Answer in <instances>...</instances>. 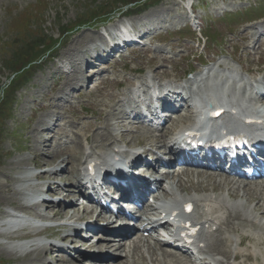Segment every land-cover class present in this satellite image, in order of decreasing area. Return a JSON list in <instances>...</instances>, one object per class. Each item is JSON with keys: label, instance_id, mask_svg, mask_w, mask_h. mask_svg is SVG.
I'll use <instances>...</instances> for the list:
<instances>
[{"label": "rangeland", "instance_id": "374dc122", "mask_svg": "<svg viewBox=\"0 0 264 264\" xmlns=\"http://www.w3.org/2000/svg\"><path fill=\"white\" fill-rule=\"evenodd\" d=\"M189 1L196 7L195 14L197 17H207L206 19L202 18V22L194 20L192 23L193 28H197L199 25L210 26L213 29L212 32L220 33V35L224 34L225 36L223 40L218 36L221 44L206 49L205 57H213L212 53L214 51L228 54L232 49L230 40L239 42L237 36L246 27L244 25L235 26V24L231 23L230 28L235 27L232 30L235 34H227L222 18L215 17H219L225 10H233L236 7H247L249 2H253L254 0H187V2ZM187 2L186 0H0V189L1 191L4 190L0 195L7 199V201L0 202V264H21L18 262L19 259L18 261L16 260L17 258L32 256L33 251L31 250L33 248L38 247L39 249L45 246V244H39L32 247L28 246L27 248H24L25 246L17 247L15 237L10 238L6 235L8 233H14L15 235L19 233L3 224L1 220L7 211L13 210L20 205L23 191L34 193L40 188L41 184L47 182H55V185H58L60 188L70 187L69 189H73L74 187V185L73 187L67 186L70 183V178L66 172H54L55 169L65 167L60 161L67 158V154L60 155L59 153H53V155H50V148L47 149L49 146L44 145H41L38 149L35 148V139H44L42 134H37L35 138L33 133L36 129L40 131L42 127V124H39V119H42L40 116L48 113H52L51 116H53V112L55 111L57 113H62L64 110L67 111L70 103L73 102L75 105L79 103L81 98L76 97L78 96V89L82 91V94H85L82 100L88 98L86 95H89L94 98L90 102L99 103L97 106L94 105V108L99 105L101 109L95 110L93 108L95 112L103 110L104 114L112 115V109H110L112 107L109 108L111 105L108 103L112 101L107 97L106 92L101 90V88L95 91L92 89L93 86L89 84L88 77H92L90 76L91 69H87V67V70L83 73L77 72V77L81 78L82 74L86 77L85 82L81 83V88L76 84L70 87H63L61 83L65 75L74 70V63L80 69L86 63V60L90 61L93 49L100 51V48L94 46L97 43H101L102 40L98 36H93H96L102 25L116 22L123 15H130V20L138 23L140 19L153 14L154 24L151 26L152 31L157 28L158 30H155L153 33L157 31V33L161 32L160 37H164L165 39L163 45L154 43L155 45L148 46L150 49L149 53L139 52L144 61L149 60L153 55H157L161 59V57L166 58L167 54L174 58L180 53L186 54L192 52L199 54L203 51L201 44L197 45V42H192L189 39H178L176 33H164L166 30L171 32L185 24L186 12L189 11L185 8L188 6ZM209 19H215L216 21H206ZM258 29L264 30V21H261ZM84 36H87V39L80 41ZM192 36L196 39L199 34L196 33ZM74 41L78 42L74 44ZM172 45L177 46L174 51L171 50ZM252 46L253 43H248L247 49L252 50ZM237 48L238 58L247 56L249 66L256 64V58L258 57L256 54L249 57V51L246 48L241 47V45H238ZM33 59L37 60L20 70L27 62ZM167 59L169 58L167 57ZM180 62L181 65L177 68L178 73L182 71V68H186L187 64V61L181 60ZM214 62L209 66L216 68L220 62L233 65L229 57H218L215 58ZM154 63L155 68L160 64L158 61ZM171 64H173L172 61ZM233 66L238 69L236 65ZM129 67H133V64H130ZM168 67L170 68V65L166 69H169ZM142 68L146 71L144 67ZM12 79V84H10ZM64 93L65 95H63ZM97 93L99 94L97 95ZM99 96L102 98H98ZM103 100H107V102ZM44 102L49 104L48 111L40 107ZM56 103L57 106L54 107L53 104ZM70 110L80 116L78 104L76 108L74 106ZM115 112L118 113L119 110H115ZM79 116L75 115L74 118H71L77 125L83 118ZM85 120H90L89 116ZM109 121L115 127V133L117 135L123 133V140L129 144L134 145L143 139L141 137L142 130L137 129L136 126H132L126 120L122 122L125 123L124 126H118L119 122L116 119L110 118ZM87 133L90 134L89 131ZM159 145H152L151 148L155 149ZM53 147L57 150L55 145ZM35 156H39L38 158L41 160H53L57 156L58 159L56 158L57 161L53 164L36 167L32 162ZM40 175L43 176V182L40 181ZM205 176V174H202L200 177H197L192 174L189 180H187L186 175L179 174L178 177L171 176L170 180L175 191H181L178 183V179H180L181 184L184 186L183 189L191 194L194 191L193 188L211 186L213 184V181L207 182ZM216 181L219 183L218 179ZM61 191L58 190L56 192V198L60 201L63 208V202H69V198L62 199ZM239 194L241 195L237 197L238 199H233V201L240 202L242 205L240 208H246L253 215L258 216L263 223L264 216L261 217V215H264V202L260 203V205L256 204V200H254L256 196L255 192L250 191L248 194L240 192ZM181 195L184 196L185 194L182 193ZM226 195L223 192V197H226ZM51 207L53 208L54 206ZM52 208H46L45 213L50 215ZM82 214V212L78 211L75 215L80 216ZM231 221L236 225V229L233 231L229 230V232L223 231L222 234V236H228L232 239V244H227V249L231 251L230 256L219 254L217 256L221 260H227L230 264H242L241 262L229 261V258L232 257V250L235 249L240 236L245 234L255 235V233L256 235L257 233L258 235L261 234L250 227L251 222H246L244 219ZM262 223L259 226L260 232H264V224ZM63 232L61 231V233ZM53 233L60 237L59 232L54 231ZM261 236H256V238ZM41 238L43 239V237ZM107 241L109 245L102 253L114 257L115 262L124 259L128 252L129 242H126L121 248H116L112 240ZM148 246H153V244L144 243L141 249H139L141 253L139 250H136L134 254L132 252L127 259L128 264H139L142 262L144 264H164L160 260V257H157L159 259L157 261H155V257L152 258V261L150 260L147 253ZM246 247L249 253L253 255L254 253H259L258 256L256 255V261L246 262V264H264V248L260 251H254L252 247H248L247 245ZM82 248L87 252L94 251L99 253L96 251V246L88 248L84 244ZM84 248H87V250ZM235 251L243 252L244 249H235ZM142 254L144 255V260L141 259ZM54 256L46 251H42L40 253V260L22 264H75L73 260L63 261L60 257ZM107 262L105 264H108Z\"/></svg>", "mask_w": 264, "mask_h": 264}, {"label": "bare ground", "instance_id": "6f19581e", "mask_svg": "<svg viewBox=\"0 0 264 264\" xmlns=\"http://www.w3.org/2000/svg\"><path fill=\"white\" fill-rule=\"evenodd\" d=\"M150 15H152V14H150ZM150 15H148V16H150ZM146 17V16H145ZM99 37V33H96V36H93V37ZM87 36H84L80 41H83V40H85V39H87L86 38ZM241 38L243 39V40H245V41H249L250 40V38L248 37V35L245 33V32H243V33H241ZM76 42H78V41H74L73 43L75 44ZM261 47H262V43H259V45H258V47L255 49V52L256 53H260V51H261ZM70 48V47H69ZM70 50V49H69ZM66 52H68V51H66ZM68 54V53H67ZM74 55V54H73ZM70 56V55H69ZM165 61V60H164ZM154 62L155 61H153L152 63L154 64ZM159 62V61H158ZM160 64L154 69V71H155V73H157V74H159L160 73V68H162L163 67V65H162V63L163 62H159ZM78 64V63H77ZM162 66V67H161ZM74 70L72 71L71 70V72L70 73H68L67 75H65V77L63 78V81H62V86L63 87H70L71 85H73V84H78L77 82H80V83H82V82H84V80H85V77L83 76L84 74H82V77L79 79L78 77H77V72L79 73V71H80V73H83V68H80V69H78V67H77V65L74 63ZM59 72V71H58ZM163 74H166L167 72H162ZM79 75V74H78ZM61 78V77H60ZM59 78V79H60ZM101 83H103L104 85H106V86H108V85H115V83H110V82H108L105 78H100V82L93 88L95 91H96V89H98V90H100L99 88H101L100 87V84ZM62 87V88H63ZM102 90V89H101ZM94 91V92H95ZM99 92V91H98ZM104 93V92H103ZM79 95H81V93L79 92L78 93ZM99 93H97V95H98ZM106 95H107V97L112 101V103L113 102H116V100H117V98H118V95L117 94H114V93H107L106 92ZM101 96H102V94H101ZM101 96H99V97H101ZM103 97V96H102ZM101 97V98H102ZM105 97V96H104ZM106 99V98H105ZM102 100V99H101ZM103 101H106L107 102V100H103ZM55 103V102H54ZM58 103V102H57ZM57 103L56 104H53L54 105V107H56L57 106ZM91 104H90V106H89V108H91V112H92V114H93V116H94V118H95V122H88V121H82V120H80V122L78 123V125H80L81 123H84V126H82V127H79L73 120H71V118H74V116L76 115V116H79L78 114H76L75 112H72L71 110H70V113L72 114L71 115V118H70V122H68V121H64L63 122V124L64 123H67V124H69V126H70V131L72 132V136H73V138L70 140V142L73 144V149H75L76 150V148H78L79 149V151L81 152V148H80V139L83 137L86 141H90V142H96L98 139H100V140H103V139H106V138H108V136L110 135L111 136V134H110V132H109V130H108V128L107 127H105V130H106V132H97V125H96V122H103L104 120H106L109 116H113V117H116V115L115 114H113L112 112H111V110L110 109H112V111L114 110L113 109V107L112 106H109V108L110 107H112V108H107V109H109L110 110V112L112 113V115H106V114H104L103 113V110H100L99 112H95L94 110H93V108H94V105H96L97 106V104H99V103H97V102H90ZM104 103V102H103ZM109 103V102H108ZM101 105V104H100ZM99 106V105H98ZM40 107H42V108H45L46 107V105H41ZM48 107V106H47ZM46 107V108H47ZM85 107V110H86V106H84ZM61 108V107H60ZM103 109H104V107H102ZM71 109H73V107H71ZM65 111V110H64ZM75 111V110H74ZM106 111V110H105ZM108 111V110H107ZM120 114V115H119ZM118 114V117H119V119H120V123L121 124H123L122 122H123V120H124V116L126 115V110H123L122 112H120ZM80 117V116H79ZM106 117V118H105ZM78 118V117H77ZM82 118V117H81ZM42 122H44V121H42V119L40 118L39 119V124L40 123H42ZM37 126V125H36ZM35 128V127H34ZM87 131H89L90 132V134H88L87 133ZM41 132L43 133V135L45 134L47 137H46V139L44 140V142H48V141H50V142H55L56 141V138L60 135V132L61 133H64L63 132V130H62V127H61V125H57V126H55V128L53 129V130H51V129H49V128H46V129H43V130H41ZM33 133H34V136H35V138L37 137V134H39L38 132H37V130H34L33 131ZM33 136V137H34ZM162 136V135H161ZM35 148L36 149H38L40 146H41V143H40V141L36 138L35 139ZM42 144H44V143H42ZM63 152H65V153H67L68 154V158L66 159V160H62L61 162L62 163H65L66 165H68L69 167H66V174L67 175H69L67 172H69L70 171V168L72 167V163H73V160L75 159V156H74V154H73V152L71 151V148L70 147H66V148H64L63 150H62ZM48 152V151H47ZM53 153H54V150H50L49 151V154L50 155H53ZM39 157V156H38ZM37 156H35L32 160V162H33V165L34 166H36V167H40V166H42V165H50V164H53L55 161H56V158L57 157H55L53 160H41V159H39ZM62 172L63 170L62 169H60L59 170V172ZM54 172H56L57 173V171L56 170H54ZM182 172L183 173H185L186 171L185 170H182ZM40 178H43V176L42 175H40L39 176ZM65 177V176H64ZM7 178V177H6ZM69 180H70V182H76L78 179H77V176H74V177H72V176H70L69 175ZM8 179H9V177H8ZM69 182V181H68ZM6 187V186H5ZM0 188H1V186H0ZM58 185H55V182H53L51 185H50V190H51V192H56L57 190H58ZM204 189H212V190H215L216 189V187L215 186H212L211 188H208V187H203ZM243 191H245V189H246V186L245 185H243L242 186V188H241ZM7 190V189H6ZM3 192H4V190H2ZM1 191V189H0V194L1 193H3ZM9 191V190H8ZM13 191H16V190H13ZM12 191V192H13ZM237 191H235V190H233L232 192H230L229 193V195H231V196H235V195H237ZM68 197H70V198H72V196H70V192H67V191H64V194H62V198H68ZM255 198L258 200V202L259 201H261V197L260 196H255ZM2 201H7V199H6V197H4V196H2V195H0V202H2ZM17 208H23L22 206H17ZM65 212H66V210L65 209H62V208H60V207H58L57 209H55L54 210V214L55 215H63V214H65ZM236 214V210H230V211H228V214L229 215H232V214ZM105 216L104 215H102L101 213H99V214H97V215H95L94 216V218H93V220H92V222H96L98 219H100V218H104ZM210 220H212V221H216L217 220V218H212V219H209V220H207V222L208 221H210ZM126 231L127 230H125V231H123V233L125 234L126 233ZM3 233V232H2ZM8 237H10V238H13V237H16L17 235H15L14 233L13 234H6ZM247 239H250V238H248V237H244V238H242V240H247ZM86 243H87V241H86ZM136 243L137 242H135L134 243V246H133V250H136L137 249V245H136ZM262 243H264V242H262ZM26 245H33V243L32 244H30V243H23L22 245H20V247H24V248H27V246ZM108 243L107 242H105V238L104 237H102V236H99V239H97V241H96V243H93V244H89L88 245V247H94V246H96L97 247V251H103L105 248H107L108 247ZM121 245H122V243L121 242H118L117 243V245H116V248H120L121 247ZM212 249H214V250H218V251H223L222 250V242L221 241H216V242H214L213 244H212ZM13 250V249H12ZM16 250V249H15ZM37 250V251H36ZM31 251H33V253H32V256L30 257V256H24V257H21V258H17L16 260L18 261V259H19V263H30V262H34V261H38V260H40L41 258H40V253L42 252V251H49V252H52L53 251V247L52 246H47V245H45L44 247H41V248H39L38 249V247H35V248H33ZM223 252H225L226 253V251H223ZM238 256H235L234 258L236 259ZM90 259H87V260H85V262H79V264H83V263H85V264H105V263H103V262H99V260H104V259H106V258H108V257H105V255H103V254H97V255H93L92 257H89ZM114 260V259H113ZM75 264H78L77 262H75ZM108 264H127V260H121L120 262H109Z\"/></svg>", "mask_w": 264, "mask_h": 264}, {"label": "trees", "instance_id": "16d2710c", "mask_svg": "<svg viewBox=\"0 0 264 264\" xmlns=\"http://www.w3.org/2000/svg\"><path fill=\"white\" fill-rule=\"evenodd\" d=\"M131 2H132V1H131ZM131 2H128V3H131ZM36 60H37V59H33V60L27 62V64H25L20 70H22L23 68L26 67V65L28 66L30 63H32V62H34V61H36ZM20 70H18V71H20ZM12 81H13V79L10 81V84H12Z\"/></svg>", "mask_w": 264, "mask_h": 264}]
</instances>
